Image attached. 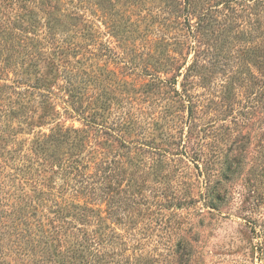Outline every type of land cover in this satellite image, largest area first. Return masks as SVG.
<instances>
[{
  "label": "trees",
  "instance_id": "16d2710c",
  "mask_svg": "<svg viewBox=\"0 0 264 264\" xmlns=\"http://www.w3.org/2000/svg\"><path fill=\"white\" fill-rule=\"evenodd\" d=\"M198 2L176 13L199 12L196 25L180 23L193 48L209 26L205 8L191 9ZM99 6L0 0V264H162L160 249L176 264L175 252L199 241L197 204H223L220 178L188 145L198 101L185 82L176 87L186 41L176 54L165 41L117 80L98 63ZM203 59L196 52L183 79L204 77Z\"/></svg>",
  "mask_w": 264,
  "mask_h": 264
},
{
  "label": "rangeland",
  "instance_id": "374dc122",
  "mask_svg": "<svg viewBox=\"0 0 264 264\" xmlns=\"http://www.w3.org/2000/svg\"><path fill=\"white\" fill-rule=\"evenodd\" d=\"M96 1L101 6L91 22L98 32V63L115 72L117 80H129L134 64L152 62L150 55H158L165 41L172 43L169 51L175 54L179 42L186 41L183 74L196 52L212 62L204 77L196 71L187 80L178 76L176 87L181 90L185 82L198 101L191 123L195 135L188 145L198 152L202 169L220 178L223 204L218 210L197 204L192 212L199 241L190 252L177 250L176 264H264V0H203L193 5L191 9L209 12L201 19L209 24L207 36L194 48L180 23L189 18L196 25L199 12L177 18L182 0ZM160 74L170 78L177 70ZM204 173L193 169L200 181ZM152 252L163 254L162 264H171L168 250ZM184 252L191 260L184 262Z\"/></svg>",
  "mask_w": 264,
  "mask_h": 264
}]
</instances>
